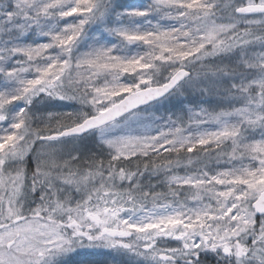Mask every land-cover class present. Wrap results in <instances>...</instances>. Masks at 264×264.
<instances>
[{"label":"snow or ice","instance_id":"6c2138e0","mask_svg":"<svg viewBox=\"0 0 264 264\" xmlns=\"http://www.w3.org/2000/svg\"><path fill=\"white\" fill-rule=\"evenodd\" d=\"M0 264H264V0H0Z\"/></svg>","mask_w":264,"mask_h":264},{"label":"rangeland","instance_id":"374dc122","mask_svg":"<svg viewBox=\"0 0 264 264\" xmlns=\"http://www.w3.org/2000/svg\"><path fill=\"white\" fill-rule=\"evenodd\" d=\"M122 3L126 4V5H132V4H139L142 2V0H121ZM181 175H183L182 173H180ZM95 259L97 260H103L105 259L104 256H97L95 257Z\"/></svg>","mask_w":264,"mask_h":264},{"label":"trees","instance_id":"16d2710c","mask_svg":"<svg viewBox=\"0 0 264 264\" xmlns=\"http://www.w3.org/2000/svg\"><path fill=\"white\" fill-rule=\"evenodd\" d=\"M180 173L184 174L183 171H181ZM152 182H153V183H156L157 181H156L155 179H153ZM164 190H165V189H164L163 187H161V186H158V187L156 188V191H164Z\"/></svg>","mask_w":264,"mask_h":264}]
</instances>
